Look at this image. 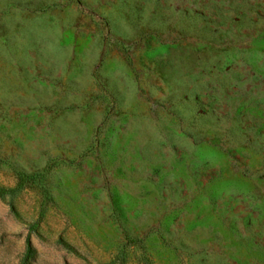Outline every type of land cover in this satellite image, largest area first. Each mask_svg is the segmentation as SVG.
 I'll return each mask as SVG.
<instances>
[{"label":"rangeland","instance_id":"1","mask_svg":"<svg viewBox=\"0 0 264 264\" xmlns=\"http://www.w3.org/2000/svg\"><path fill=\"white\" fill-rule=\"evenodd\" d=\"M0 264H264V0H0Z\"/></svg>","mask_w":264,"mask_h":264},{"label":"trees","instance_id":"2","mask_svg":"<svg viewBox=\"0 0 264 264\" xmlns=\"http://www.w3.org/2000/svg\"><path fill=\"white\" fill-rule=\"evenodd\" d=\"M24 182L23 181H18V183L14 187H4L0 185V197L3 196H9L10 198H13L23 187ZM46 200L44 199L41 203L40 210L38 212L37 218L34 222H32L28 228V233L25 238V249L24 253L19 261L18 264H26V261L28 260L30 253H31V244L29 240V232L33 231L37 225L39 224L45 209H46Z\"/></svg>","mask_w":264,"mask_h":264}]
</instances>
